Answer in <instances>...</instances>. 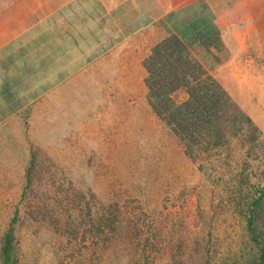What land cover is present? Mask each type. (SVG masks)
I'll list each match as a JSON object with an SVG mask.
<instances>
[{
	"label": "rangeland",
	"instance_id": "obj_1",
	"mask_svg": "<svg viewBox=\"0 0 264 264\" xmlns=\"http://www.w3.org/2000/svg\"><path fill=\"white\" fill-rule=\"evenodd\" d=\"M207 1L219 6L221 19L230 24L222 49L208 52L206 65L214 69L225 63L215 79L264 136V0ZM109 70L94 73L88 89L64 87L30 108L32 149H0V240L18 209V264H136L144 251L149 264H206V253L208 264H231L244 248L237 244L242 227L231 213H208L222 183L214 187L184 155L150 110L144 81L138 84V75L127 68L114 75ZM136 85L141 87L132 89ZM185 97L184 90L173 95L176 103ZM232 149L231 166L242 159L241 147ZM32 150L37 152L33 189L38 193L21 201ZM47 172L64 180L71 195L84 192L99 208L137 213L143 240L114 251L108 245L99 261L84 246L68 250L34 220L39 214L34 206L46 199ZM150 235L155 238L145 244Z\"/></svg>",
	"mask_w": 264,
	"mask_h": 264
},
{
	"label": "trees",
	"instance_id": "obj_2",
	"mask_svg": "<svg viewBox=\"0 0 264 264\" xmlns=\"http://www.w3.org/2000/svg\"><path fill=\"white\" fill-rule=\"evenodd\" d=\"M200 39L199 45L208 52L222 49L217 33L207 27L200 33ZM193 44L188 46L170 34L151 48L142 64L146 72L147 104L176 138L184 155L197 164L202 175L210 179L214 187L222 183L217 195L219 200L210 205L208 213L212 216L218 212L231 213L237 226L242 227L237 244L244 248L231 264H264V136L251 117L193 56L190 51ZM180 90L185 91L186 97L176 103L173 95ZM234 144L241 147L242 159L232 167L228 160L231 159L229 152H234ZM36 157L37 152L32 150L21 201L38 193L33 189ZM213 160L227 163L221 167L209 163ZM48 173L46 199L41 197L39 203H32L36 206L33 212L36 209L39 213L34 220L67 244L68 250L76 252L84 246L85 250H92V256H97L99 261L108 245L115 246L114 251L121 244L125 248L134 247L143 240L144 230L138 223L137 213L126 215L99 208L84 192H79V197L71 195L64 180ZM18 219L17 209L0 240V264H18L19 241L14 231ZM145 237V244L155 238L153 235ZM209 242L207 237L206 244ZM205 256L208 264V254ZM136 264H149L146 251L139 255Z\"/></svg>",
	"mask_w": 264,
	"mask_h": 264
},
{
	"label": "crops",
	"instance_id": "obj_3",
	"mask_svg": "<svg viewBox=\"0 0 264 264\" xmlns=\"http://www.w3.org/2000/svg\"><path fill=\"white\" fill-rule=\"evenodd\" d=\"M213 6L207 0H0V149H32L30 108L64 87L88 89L94 73L127 68L142 83L143 61L170 34L196 43L191 53L218 78L225 63L206 65L208 51L199 45L204 28L222 42L230 24Z\"/></svg>",
	"mask_w": 264,
	"mask_h": 264
}]
</instances>
